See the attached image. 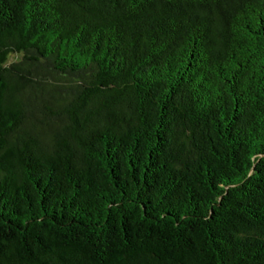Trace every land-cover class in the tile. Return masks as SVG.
<instances>
[{
  "label": "trees",
  "instance_id": "trees-1",
  "mask_svg": "<svg viewBox=\"0 0 264 264\" xmlns=\"http://www.w3.org/2000/svg\"><path fill=\"white\" fill-rule=\"evenodd\" d=\"M0 264H264V0H0Z\"/></svg>",
  "mask_w": 264,
  "mask_h": 264
},
{
  "label": "rangeland",
  "instance_id": "rangeland-1",
  "mask_svg": "<svg viewBox=\"0 0 264 264\" xmlns=\"http://www.w3.org/2000/svg\"><path fill=\"white\" fill-rule=\"evenodd\" d=\"M14 59V58H11V60Z\"/></svg>",
  "mask_w": 264,
  "mask_h": 264
}]
</instances>
